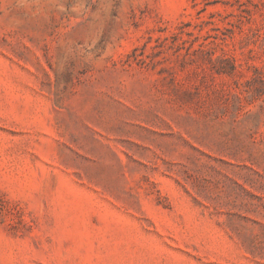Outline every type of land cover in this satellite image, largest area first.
I'll return each instance as SVG.
<instances>
[{
	"label": "rangeland",
	"instance_id": "obj_1",
	"mask_svg": "<svg viewBox=\"0 0 264 264\" xmlns=\"http://www.w3.org/2000/svg\"><path fill=\"white\" fill-rule=\"evenodd\" d=\"M0 264H264V0H0Z\"/></svg>",
	"mask_w": 264,
	"mask_h": 264
}]
</instances>
